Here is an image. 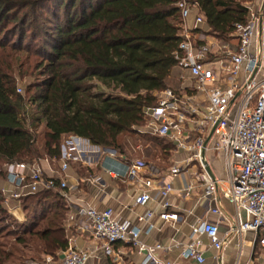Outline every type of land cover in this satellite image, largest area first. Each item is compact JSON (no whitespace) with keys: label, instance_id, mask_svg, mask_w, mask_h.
I'll return each instance as SVG.
<instances>
[{"label":"trees","instance_id":"obj_1","mask_svg":"<svg viewBox=\"0 0 264 264\" xmlns=\"http://www.w3.org/2000/svg\"><path fill=\"white\" fill-rule=\"evenodd\" d=\"M194 1L225 39L252 0ZM177 2L0 0V179L10 159L57 161L69 135L119 151L120 137L134 134L154 93L167 88L181 40ZM3 202L0 192V264L67 248L70 205L57 189L21 197V222Z\"/></svg>","mask_w":264,"mask_h":264},{"label":"built area","instance_id":"obj_2","mask_svg":"<svg viewBox=\"0 0 264 264\" xmlns=\"http://www.w3.org/2000/svg\"><path fill=\"white\" fill-rule=\"evenodd\" d=\"M176 5L182 22L181 40L173 53L174 62L176 67L187 71L193 78L196 91L191 95H176L169 88L161 90L156 104L146 107L144 114L149 118L147 127L154 135L169 137L190 153L185 163L171 168L173 177L180 175L184 164L198 163L203 196L215 203L209 211L217 216V220H202L192 225L186 243L176 241L171 245H148L141 238L142 228L117 218L111 208L98 209L90 204H79L78 214L83 219V228L89 230L98 242V249L111 259L101 264H115L112 257L118 255L116 243L127 244L142 254L141 264H188L191 261L204 264L207 249L222 248L236 234L241 239V246L247 232L253 233L252 249L258 247V258L264 264V76L255 77L260 67L259 57L251 52L261 17L253 4L247 3L248 17L244 22L234 24L232 35L236 44L232 45L226 40L219 42L214 34L200 29L204 22L202 12L198 11L193 23H188L191 10L198 8L194 0H178ZM213 46H218L221 61L208 60L207 55ZM217 62L218 71L212 67ZM242 73L243 80L239 81ZM16 91L20 93L21 87L18 86ZM188 124L193 125L191 137ZM207 150L221 152L225 157L228 186L223 194L235 208L233 223L226 220L218 206V181L206 172ZM115 154L111 148H99L84 138L69 135L63 139L58 165L49 169V175L44 173L41 165L42 161H49L47 156L10 159L3 166L5 174L1 178L6 185L0 188L4 195L3 205L16 218L15 209L21 207L20 198L42 189H57L71 204L70 188L65 178L70 162L84 160L93 163V156L96 155L100 157L97 161L100 167L110 175L134 179V203L143 209L139 220L147 225L145 233L153 227L149 221L156 207L162 208L158 212L160 219L177 222L180 216L170 210L169 195L174 190L172 184L156 183L152 178L139 176L140 162L122 163ZM154 189L156 195L152 194ZM193 189V185L186 184L180 188V193L189 197ZM12 202L17 205H12ZM220 225H225L223 233L220 232ZM171 248L178 249V256L163 262L157 252ZM90 254L87 250L76 248L68 238L67 248L59 251L56 257L45 255L40 262L31 264H87Z\"/></svg>","mask_w":264,"mask_h":264},{"label":"crops","instance_id":"obj_3","mask_svg":"<svg viewBox=\"0 0 264 264\" xmlns=\"http://www.w3.org/2000/svg\"><path fill=\"white\" fill-rule=\"evenodd\" d=\"M263 1L264 0H252L248 2L253 4L254 10L258 11L261 17L251 48V52L257 53L259 57L260 67L255 74L256 78L264 76ZM198 11L201 12L198 8H193L191 10L188 17L189 24L193 23L195 14ZM247 17L248 12L246 14V19ZM204 24L203 22L200 25V29L207 34H211L212 31ZM232 32L225 39L216 36L214 33L212 34L219 39V42L226 40L232 45H235L236 38L233 37ZM207 58L209 61H221L218 46H213L210 49ZM212 65L216 71L219 70V62ZM177 73L180 74V80L185 79L186 83H176V89H171L168 85L167 88L171 89L176 95L195 94L196 90L193 87L194 80L187 71L174 65L169 79L176 77ZM243 77L244 73L240 75L239 81H242ZM143 115V122L133 129L134 133L141 134L142 140L147 141L144 147L148 151L145 152L143 159L137 158L136 156L133 157V155L126 153V150L121 147L119 151L115 148L111 149L115 151V156L122 163L129 164L133 161L140 162L142 168L138 174L139 176L152 178L156 183L170 182L172 184L174 190L169 195L172 204L170 210L177 212L180 219L177 222L164 221L158 216V212H160L162 208L156 207L154 216L149 221L153 227L148 233H145L147 225L139 220V216L142 214L143 209L134 203L136 189L133 178H121L110 175L100 167L99 162H97L100 160V157H95L96 155L93 156V163H86L89 161L85 162L84 160L72 161L65 173L66 182L70 188L69 194L71 198L65 226L68 238L71 239L72 244L78 249L87 250L91 253L87 264H101L111 259L98 249V242L92 237L90 231L83 228V219L78 214L79 204H90L98 209L111 208L117 218L128 220L133 225L142 228L143 233L141 234V238L148 245H153L155 243L171 245L176 241L186 243L189 241L190 228L192 225L202 220L211 222L217 220V216L209 211L210 207L215 206V203L211 199H206L203 196V183L198 177V173L200 172L198 163L193 161L184 164L180 175L173 177L170 174L171 168L177 166L181 162L185 163L190 153L188 150L178 146V144L169 137L154 135L149 127H147L149 118L144 114V110ZM187 126L189 136L191 137L193 133L190 129L193 125L188 124ZM207 137L209 139V136ZM48 160V162L42 161L41 163L46 175H49L50 168H56L58 165V160H50V158H48ZM205 160L207 163L206 172L208 167L213 177H211L208 172L207 173L211 178H215L218 181V189L216 191V197L219 199L218 206L221 208L226 220L233 223L235 208L223 194V190L228 186L226 181L227 171L225 169V157L221 152L207 150L205 152ZM186 184H191L194 187L189 197H184L180 193V188ZM3 186H6L5 182L3 179H0V188ZM152 194L156 195L155 189L152 190ZM11 204L17 205L16 202H12ZM228 206H230V210H228ZM15 210V216L18 221H24L25 217L22 208L18 207ZM224 230L225 225H220V232L223 233ZM252 239L253 233L247 232L243 236V243L240 246L239 243L241 239L239 235H232L230 241L225 243L222 248H210L205 251L204 264H261V259L258 258L260 250L257 246L253 247L254 250L252 249ZM203 241H207L205 237H203ZM115 248L118 252V255L112 257L115 264H141L143 255L138 253L134 248L123 243H116ZM157 254L158 257L165 262L175 259L178 256V249L171 248L169 250H160ZM188 264H194V262L191 261Z\"/></svg>","mask_w":264,"mask_h":264},{"label":"rangeland","instance_id":"obj_4","mask_svg":"<svg viewBox=\"0 0 264 264\" xmlns=\"http://www.w3.org/2000/svg\"><path fill=\"white\" fill-rule=\"evenodd\" d=\"M180 74L177 73L176 74V77H172L169 82H168V86L171 87V89H176L175 88V85H177L176 83H186L185 79L184 80H180L179 78ZM21 83V82H19ZM20 85V84H19ZM103 89V88H102ZM104 92L106 93H110V94H113V95H116L118 94L119 95V92L118 91H113V90H109V89H104L103 90ZM157 93V94H156ZM154 93L155 94V97H156V100L158 98V95L161 93V92H156ZM156 104V103H155ZM154 104V105H155ZM38 141H41V139L39 138ZM119 144H120V147L124 150H126V153H129L131 155L136 156L137 158H140V159H143V156L145 154V152H147L148 150L144 147L145 144H147V141L146 140H142L141 139V134H137V133H134V134H124L120 137L119 139ZM38 146L41 145L40 142H38L37 144ZM231 206V205H230ZM230 206H228V210H230ZM23 211V210H22ZM23 215H24V212H23ZM24 221H25V218H24ZM29 251H26L27 255H31L28 253ZM36 257V256H35ZM43 259L42 256H39L38 258H34L33 260H31L33 263L34 262H40L41 260ZM31 261L30 262H27L28 264H31Z\"/></svg>","mask_w":264,"mask_h":264},{"label":"water","instance_id":"obj_5","mask_svg":"<svg viewBox=\"0 0 264 264\" xmlns=\"http://www.w3.org/2000/svg\"><path fill=\"white\" fill-rule=\"evenodd\" d=\"M263 6H264V1H263ZM207 172L211 175V172H210L208 167H207ZM211 177H213V176L211 175Z\"/></svg>","mask_w":264,"mask_h":264}]
</instances>
